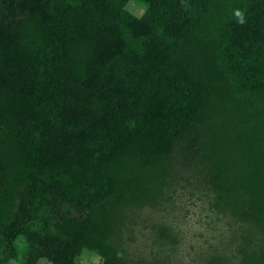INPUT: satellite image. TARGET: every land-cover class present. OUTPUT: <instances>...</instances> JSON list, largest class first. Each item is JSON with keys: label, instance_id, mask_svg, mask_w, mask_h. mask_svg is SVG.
Segmentation results:
<instances>
[{"label": "trees", "instance_id": "trees-1", "mask_svg": "<svg viewBox=\"0 0 264 264\" xmlns=\"http://www.w3.org/2000/svg\"><path fill=\"white\" fill-rule=\"evenodd\" d=\"M128 1L0 0V264L18 234L21 264H120L98 202L146 193L191 134L218 208L264 232V0ZM52 196L84 218L29 229Z\"/></svg>", "mask_w": 264, "mask_h": 264}, {"label": "rangeland", "instance_id": "rangeland-1", "mask_svg": "<svg viewBox=\"0 0 264 264\" xmlns=\"http://www.w3.org/2000/svg\"><path fill=\"white\" fill-rule=\"evenodd\" d=\"M124 8L138 16L144 4L129 0ZM195 138L199 137L191 134L185 142L178 141L159 155V163L154 167L157 181L154 178L155 183H151L143 178L148 185L146 193L141 191L143 195L131 192L129 198L98 202L93 216L104 218L101 233L120 264H205L213 257L218 258V264H242L244 257L263 250L264 232L247 211L241 218L218 208ZM133 161H122L127 167V173H118L122 179L132 175L128 172ZM134 165L133 173L138 177H142L143 168L152 171L148 165L137 170ZM52 198L56 200L33 208L29 229L43 233L44 226L53 230L60 216L84 218L67 201ZM11 244L14 255L3 260V264H21L29 246L25 235L18 234ZM2 248L0 257L4 253ZM83 253L75 257L78 264H100V258L92 251Z\"/></svg>", "mask_w": 264, "mask_h": 264}, {"label": "clouds", "instance_id": "clouds-1", "mask_svg": "<svg viewBox=\"0 0 264 264\" xmlns=\"http://www.w3.org/2000/svg\"><path fill=\"white\" fill-rule=\"evenodd\" d=\"M241 23L243 22V20L240 21Z\"/></svg>", "mask_w": 264, "mask_h": 264}]
</instances>
